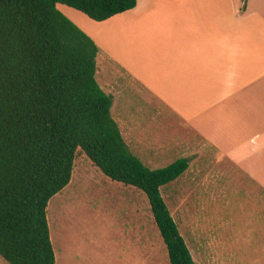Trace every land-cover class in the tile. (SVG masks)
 <instances>
[{
    "label": "trees",
    "instance_id": "obj_1",
    "mask_svg": "<svg viewBox=\"0 0 264 264\" xmlns=\"http://www.w3.org/2000/svg\"><path fill=\"white\" fill-rule=\"evenodd\" d=\"M58 4L103 22L137 0H0V256L57 264L49 202L82 151L147 196L171 264H196L162 194L189 160L151 169L132 152L96 77L99 46Z\"/></svg>",
    "mask_w": 264,
    "mask_h": 264
},
{
    "label": "crops",
    "instance_id": "obj_2",
    "mask_svg": "<svg viewBox=\"0 0 264 264\" xmlns=\"http://www.w3.org/2000/svg\"><path fill=\"white\" fill-rule=\"evenodd\" d=\"M104 22L122 49L104 54L118 64L117 97L99 70L96 77L132 152L152 168L185 158L190 169L210 152L229 161L230 175L244 178L252 218L260 194V220L251 224L260 222L263 238L264 0H137Z\"/></svg>",
    "mask_w": 264,
    "mask_h": 264
},
{
    "label": "rangeland",
    "instance_id": "obj_3",
    "mask_svg": "<svg viewBox=\"0 0 264 264\" xmlns=\"http://www.w3.org/2000/svg\"><path fill=\"white\" fill-rule=\"evenodd\" d=\"M57 7L97 43L98 79L117 97L118 82L122 83L118 64L104 56L106 51L114 56L122 52L115 26L63 4ZM123 80L128 82V78ZM136 99L144 105L141 97ZM112 114L115 117V104ZM123 114L132 125V117ZM212 154L207 161L192 162L175 183L162 189L163 197L196 264H264L260 222L251 224L260 220V194L255 196L258 215L252 218L246 213L244 178L230 175L229 161L217 155L212 159ZM175 161L154 168L144 163L159 169ZM50 205L57 264H171L147 196L134 186L111 180L82 151L76 157L71 183ZM0 264L10 263L0 256Z\"/></svg>",
    "mask_w": 264,
    "mask_h": 264
},
{
    "label": "bare ground",
    "instance_id": "obj_4",
    "mask_svg": "<svg viewBox=\"0 0 264 264\" xmlns=\"http://www.w3.org/2000/svg\"><path fill=\"white\" fill-rule=\"evenodd\" d=\"M49 208H50V210H51V205L49 206ZM50 220H51V218H50ZM51 223H52V221H51ZM55 241H56V239H55Z\"/></svg>",
    "mask_w": 264,
    "mask_h": 264
}]
</instances>
